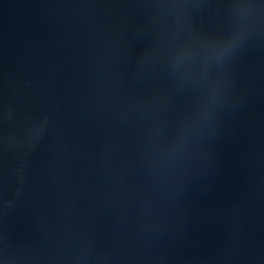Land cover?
<instances>
[{
  "label": "water",
  "instance_id": "obj_1",
  "mask_svg": "<svg viewBox=\"0 0 264 264\" xmlns=\"http://www.w3.org/2000/svg\"><path fill=\"white\" fill-rule=\"evenodd\" d=\"M0 264H264V0H0Z\"/></svg>",
  "mask_w": 264,
  "mask_h": 264
},
{
  "label": "clouds",
  "instance_id": "obj_2",
  "mask_svg": "<svg viewBox=\"0 0 264 264\" xmlns=\"http://www.w3.org/2000/svg\"><path fill=\"white\" fill-rule=\"evenodd\" d=\"M177 4H178V0H177Z\"/></svg>",
  "mask_w": 264,
  "mask_h": 264
}]
</instances>
